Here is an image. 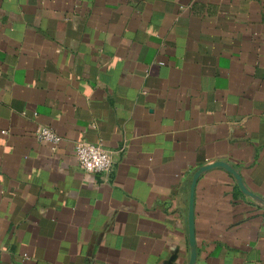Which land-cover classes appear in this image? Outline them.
I'll return each instance as SVG.
<instances>
[{
  "label": "crops",
  "instance_id": "crops-1",
  "mask_svg": "<svg viewBox=\"0 0 264 264\" xmlns=\"http://www.w3.org/2000/svg\"><path fill=\"white\" fill-rule=\"evenodd\" d=\"M215 161L194 264H264V0H0V264H188Z\"/></svg>",
  "mask_w": 264,
  "mask_h": 264
},
{
  "label": "built area",
  "instance_id": "built-area-1",
  "mask_svg": "<svg viewBox=\"0 0 264 264\" xmlns=\"http://www.w3.org/2000/svg\"><path fill=\"white\" fill-rule=\"evenodd\" d=\"M2 132L4 133V130ZM35 136L38 140L49 142L53 146L60 141V136L47 126L37 128ZM74 153L79 167L86 172L106 173L112 170V156L101 144L80 140L75 144Z\"/></svg>",
  "mask_w": 264,
  "mask_h": 264
},
{
  "label": "water",
  "instance_id": "water-1",
  "mask_svg": "<svg viewBox=\"0 0 264 264\" xmlns=\"http://www.w3.org/2000/svg\"><path fill=\"white\" fill-rule=\"evenodd\" d=\"M213 167L223 168L224 170L231 173L235 177L237 184H238L239 188L242 190V192H244L245 194H247L253 198H256V196L253 193L249 192L245 188L244 183H243L241 177L239 176V174L232 167H230L228 164H226L222 161H215V162H211V163H208V164L201 166L194 173L193 178H192V182H191V186H190L188 226H189V244H190L191 255H190V259H189L188 264H194L195 257H196L195 238H194V222H193V188H194L195 180H196L197 176L199 175V173H201L202 171H205L209 168H213Z\"/></svg>",
  "mask_w": 264,
  "mask_h": 264
}]
</instances>
